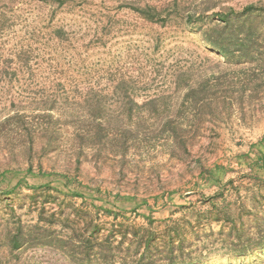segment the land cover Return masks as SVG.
<instances>
[{
    "label": "rangeland",
    "instance_id": "rangeland-1",
    "mask_svg": "<svg viewBox=\"0 0 264 264\" xmlns=\"http://www.w3.org/2000/svg\"><path fill=\"white\" fill-rule=\"evenodd\" d=\"M173 1L0 0V191L13 189L21 180L28 185L57 186L51 174L63 173L103 192L147 201L152 212L143 207L140 215L152 214L161 221L173 213L181 222H200L202 235L227 233L234 222L253 227L255 216L250 211L264 217V192L245 178L253 173L248 162L264 154V61H256L255 76L244 85L245 77L209 48L202 34L179 14L153 23L135 12L138 7L163 8ZM178 3L183 16L193 15L195 20L229 8L242 11L250 5L264 6V0ZM187 84L213 88L201 94L217 100L212 110L184 101ZM128 97L139 105L164 98L161 114L182 113L179 123L194 131L189 153L174 148L166 135L152 133L162 124L149 115L145 120L150 128L146 125V135L124 162L107 149L101 153L81 150L71 126L58 129V148L47 154L42 150L47 140H38L28 153L24 136L4 126L17 113L35 117L52 111L62 121L76 117L78 123L79 118L103 110L117 118L126 113L123 104ZM88 125L77 124L80 129H92ZM29 167L49 176H28ZM201 168L213 171L214 176L200 179ZM3 172L8 176L3 177ZM30 193L24 186L9 199H0V264H69L49 249H9L8 237L17 225L37 221ZM253 201L258 207L253 208ZM213 204L217 207L210 215ZM226 215L230 223L225 222ZM127 216L134 217L130 212ZM218 216L221 223L215 220ZM137 223L145 221L140 217ZM222 258L208 264H237L233 257ZM254 258V264H264L261 253ZM250 260L246 263L252 264Z\"/></svg>",
    "mask_w": 264,
    "mask_h": 264
},
{
    "label": "trees",
    "instance_id": "trees-1",
    "mask_svg": "<svg viewBox=\"0 0 264 264\" xmlns=\"http://www.w3.org/2000/svg\"><path fill=\"white\" fill-rule=\"evenodd\" d=\"M135 12L153 23L165 22L174 13L179 14L188 26L202 34L203 41L209 48L232 65L238 75L245 77L244 85L249 84L251 76H255L252 67L258 64L256 61H264V6L250 5L242 11L229 8L211 16L203 15L197 20L193 15L183 16L178 0L163 8L138 7ZM195 86L187 84L184 101L212 110L213 102L217 100L201 94L211 93L213 88L207 84L203 89ZM247 91L245 88V92ZM163 100L164 98H154L139 105L128 97L123 104L127 110L122 117H108L103 110H96L94 114L78 119L80 125L89 124L92 129H80L75 121L76 117L62 121L63 117L52 111L35 117L17 113L9 117L4 126L16 135L24 136L28 153L34 151L38 140H47L42 148L44 154L58 148L61 138V130L58 129L71 126L81 150L95 149L101 153L107 149L115 156L119 154L124 162L136 143L146 135V125H150L146 123L145 116L149 115L152 120L162 124L161 129L152 133H158L161 137L166 135L174 148L188 154L189 137L194 131L179 123L182 113L178 112L174 116L164 115L165 112L161 114ZM201 111L199 109L197 112ZM125 118L127 123L124 122ZM80 164L78 159L77 170ZM248 164L253 173L245 178L255 181L261 192H264V154L259 153ZM26 175L43 178L49 176L42 169L35 173L31 167L27 168ZM2 176L6 177L8 173L3 172ZM213 176V171L201 168L200 179L206 181ZM51 177H55L57 186L51 183L34 186L21 180L13 189L0 191V199H9L25 186L31 192L28 198L37 212L35 224H18L14 233L9 235L7 244L12 252L49 249L61 254L69 264H208L219 261L221 257L228 260L229 256L237 264H247L246 259L250 258L252 261L249 262L254 264L255 255L261 253L264 256V217L261 218L255 211L248 213L255 216L253 227L249 225L246 228L244 222L240 226L234 222L227 233L220 231L214 234L209 231L202 235L200 222H181L174 219L173 213L170 218L161 221L156 220L152 214L140 215L143 207H147L150 212L152 208L147 201H140L136 196L103 192L69 174H51ZM222 195L223 193L217 196ZM253 202V208L258 207L257 202ZM124 204L131 207L127 209ZM212 207L208 212L210 215L217 205L213 204ZM129 212L134 215L133 218L127 216ZM140 217L144 219V224L137 223ZM226 218L225 222L228 223L229 215ZM215 220L219 223L222 221L219 216Z\"/></svg>",
    "mask_w": 264,
    "mask_h": 264
}]
</instances>
